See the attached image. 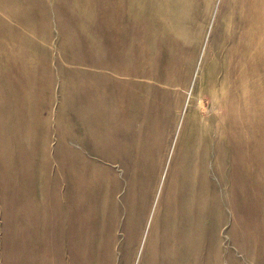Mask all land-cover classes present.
Returning <instances> with one entry per match:
<instances>
[{
    "label": "rangeland",
    "instance_id": "374dc122",
    "mask_svg": "<svg viewBox=\"0 0 264 264\" xmlns=\"http://www.w3.org/2000/svg\"><path fill=\"white\" fill-rule=\"evenodd\" d=\"M0 264H264V0H0Z\"/></svg>",
    "mask_w": 264,
    "mask_h": 264
}]
</instances>
